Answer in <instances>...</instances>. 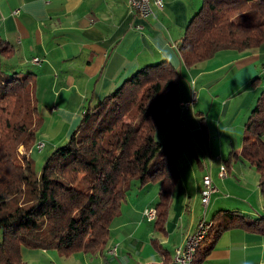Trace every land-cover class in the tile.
Returning <instances> with one entry per match:
<instances>
[{"label":"crops","instance_id":"obj_1","mask_svg":"<svg viewBox=\"0 0 264 264\" xmlns=\"http://www.w3.org/2000/svg\"><path fill=\"white\" fill-rule=\"evenodd\" d=\"M201 1L163 0V10L143 20L129 10L127 0H0V39L13 49L9 58H0V66L31 70L35 74L30 89L34 122L39 132L42 119L46 122L42 134L36 137L27 153L28 158L32 160L33 153L47 149L41 157L45 161L68 141L89 103L93 106L103 100L137 70L160 61L168 62L177 71L182 69L176 46ZM137 26L141 30H136ZM263 63L264 45L244 53L221 51L214 58L187 69L186 86L179 87L178 95L170 102L162 121L166 125L158 129L155 139L161 141L178 122L183 127L192 123L191 131L198 135L196 116L202 117L205 111L212 113L211 119L218 123L217 129L222 134L220 138L207 136L206 121L203 132L206 131L208 140L203 139V142L207 150L200 151L195 146L192 151L197 166L188 160L187 168L182 171L175 163L179 181L172 193L164 232L153 238L161 251L149 244L155 229L146 225L153 222L146 221L143 211L154 207L156 194L144 195L145 185L138 191L141 195L126 198L122 203L119 216L109 227L102 254L74 253L62 257L49 255L48 251L25 250V263L40 264L48 260L54 264L53 261L59 260L61 264H175L176 248L194 232L201 216L196 207L201 201L199 191L203 189L202 177L206 173L210 174L215 189L206 210L208 221L218 210L235 211L250 218L263 215L258 176L252 166L239 158L244 123L262 88L261 83L263 85L259 80L264 74ZM191 81L195 89L199 83L195 90L197 100L199 91L203 90L205 99L201 95L202 105L196 101L192 109L183 111L180 103L190 99ZM52 107L54 112H50ZM227 132H231L228 137ZM40 142L44 147L38 150ZM212 143L220 154L209 151ZM182 145H186L185 139ZM231 153L236 156L225 167L227 176L221 178L223 161ZM182 156L187 158L184 153ZM229 176H233L241 192L235 198L231 196V200L217 196L220 194L218 186L225 187ZM208 243L209 240L204 241L200 248ZM113 249H116L115 255ZM200 264H264V237L238 229L225 231Z\"/></svg>","mask_w":264,"mask_h":264},{"label":"trees","instance_id":"obj_2","mask_svg":"<svg viewBox=\"0 0 264 264\" xmlns=\"http://www.w3.org/2000/svg\"><path fill=\"white\" fill-rule=\"evenodd\" d=\"M262 45L264 0H202L176 50L190 69L221 51L244 53ZM12 53L0 39V58ZM34 76L31 70L0 66V264H26L25 250H55L64 257L102 254L132 180L139 187L159 182L153 227L163 233L179 181L173 157L184 142L183 125L176 123L163 144L155 133L178 92L177 70L166 61L147 65L100 102L89 103L68 141L48 156L39 172L27 156L37 131L30 89ZM244 132L239 158L258 176L264 211V85ZM235 156L223 161L226 168ZM209 222L204 240L209 243L197 249L194 264L203 262L225 231L264 237V214L250 218L218 210ZM151 243L161 251L155 239Z\"/></svg>","mask_w":264,"mask_h":264},{"label":"rangeland","instance_id":"obj_3","mask_svg":"<svg viewBox=\"0 0 264 264\" xmlns=\"http://www.w3.org/2000/svg\"><path fill=\"white\" fill-rule=\"evenodd\" d=\"M258 67H259V71H261L262 65L260 64ZM177 72L179 73V87L181 88L183 86H186L187 79L189 78V72H188L187 68H185L183 66L182 69L178 70ZM259 80L262 81L263 82V85H264V74L261 76V78ZM198 85H199V83L196 84V89H198ZM263 85L261 83V86L262 87H263ZM179 87H178V93H179V90H180ZM193 89L196 90L195 87ZM204 89H206V88H204ZM206 92H207V90H206ZM178 93H177V95H178ZM204 94H205V91L204 90L202 91V93H200V91H199V96H198L197 102L200 101L201 102V105L203 104V101L199 100V98L201 97V95H203V99H205V95ZM197 110H199V109H197ZM183 111H185V110H183ZM209 114L210 113H207L206 114V111H205L204 112V115L202 116L203 118L201 116H196V123L197 124L199 123V125H197V128L198 129L196 131L198 133V135H196L194 132H192L193 129H194L192 123H189L187 127H183V135H184L183 140L184 139L186 140V145L185 146L184 145H181V147L174 154V157L175 158L173 157L175 163L179 166V168L182 169V171H184V169L187 168L186 163H187L188 160L191 161V163L193 164V166H197V162H196L197 161V158L192 154V151L195 150V146H197L198 150H200V151H204L203 149L207 150V148L204 145L205 143L203 142V139L206 140V138H207V140H208V137H206V131L203 132L200 129L201 126H203V127L206 126L205 125L206 121H207V127H208L207 136L209 135L210 138L212 136L215 137V138H220V134H222L221 131L219 129H217L218 123H216V121H213V119H211L212 113L210 115ZM188 121L190 122V120H188ZM38 123L40 124V121ZM45 124H46L45 119H42L41 125L38 126L40 128V132L38 130L36 131V137H39L42 134V131H43V128L45 127ZM164 125H166V123L164 124V122H161V124H160V126H159L158 129L162 130V128H164ZM171 129H170V131H171ZM190 131H191V133H190ZM53 133H54V131L51 132V133H49V134H53ZM168 133L166 134V137H162V139H160L161 137H159V135H156V138H159L161 140V141H158V142H160V143L163 144L165 142L166 138H167ZM230 134H231V132H227L226 133V136L228 137V136H230ZM241 137L242 136H241V132H240V137L239 138L241 139ZM40 143H38V144L40 145ZM197 143H200V144H197ZM46 151H47V149L45 151H43V152H35V153H37L36 155H35V153H33V156H32L31 159L34 162L33 164H34V168H35V171L36 172L41 171V168H42V166H43V164L45 162L44 159H42L41 157H44V154H45ZM209 151L211 153H219L220 154V150H215V148L213 147V143H212V146L209 148ZM182 153H184L187 156V158H183ZM226 156H227V154H226ZM36 158H38V160ZM223 158H225V155L223 156ZM222 167L225 168V165L222 166ZM221 186L222 185H219L218 186L219 187L220 194L217 195V196H221V197L227 198L228 200L229 199L231 200L232 197L235 198V196L241 195V192H240L239 188L236 186V184H235V182L233 180V176H229V180L226 183L225 187H221ZM140 189H141V187L138 186V183H137L136 180L130 181V183H129L128 187H127V190H126V196H125V198L137 197V196L141 195V194L138 193V191L141 192ZM144 189H146V190H142V191H145L143 193L144 195L152 196L153 194H156V199L154 201L156 203L157 202L158 189H159V182H150V183L147 184L146 188H144ZM144 197H143V199H144ZM147 200L149 201L150 199H147ZM200 200H201V193H200ZM155 203H154V205H155ZM200 203H201V201H199V204L197 205L196 209H197V212L199 211V213L200 212L202 213V210L203 209H202ZM122 208H123V206H122ZM206 216H207V213H206ZM208 216L211 217L209 215V213H208ZM152 222H154V221H152ZM112 223L113 222H111L110 226L112 225ZM153 224L154 223H152V224H147L146 223L147 226L152 227L153 230H154ZM157 233H158L157 231L156 232L154 231V236L152 237V239L156 237L155 234H157ZM149 244H151V241L149 242ZM33 251L40 252L39 250H33ZM48 254L49 255H57V254L61 255L59 252H57L55 250H49L48 251ZM62 257H64V256H62ZM41 262L42 263H40V264H51V263L48 262V260H47V262H44V261H41ZM53 263L54 264H61L59 260H55V261H53Z\"/></svg>","mask_w":264,"mask_h":264},{"label":"built area","instance_id":"obj_4","mask_svg":"<svg viewBox=\"0 0 264 264\" xmlns=\"http://www.w3.org/2000/svg\"><path fill=\"white\" fill-rule=\"evenodd\" d=\"M127 6L132 13L137 14L141 19L146 20V19L153 17L156 11H162L163 7H164V3H163V0H127ZM135 29L141 30V27L137 26V27H135ZM37 61H38V59H34V62H37ZM190 84L192 86V92H191L190 99L180 103V107L183 110H190L191 108L194 107V105L196 104V101H197V92L193 89L194 88V82L191 81ZM54 110H55V108L52 107L50 109V112H54ZM43 147H44V144L41 143L40 150ZM219 176L221 178H225L222 176L221 172H219ZM202 178L204 180V189H203V191H199V192H202V200H201L200 205H201L203 210H202L201 216H200L198 222L196 223V227H195L194 232L185 238L183 245L176 248L177 249L178 262H180L182 264H185L186 251H187L188 247L190 246L192 240L195 239L196 236L198 235V230L201 227V222L204 218V213L207 209L209 199H210L211 195L215 193V189L212 186L210 174L206 173ZM143 217L146 219L147 222L154 221V219L156 217L155 207L146 208L143 211ZM115 251H116V249H114L112 251V254L115 255Z\"/></svg>","mask_w":264,"mask_h":264},{"label":"bare ground","instance_id":"obj_5","mask_svg":"<svg viewBox=\"0 0 264 264\" xmlns=\"http://www.w3.org/2000/svg\"><path fill=\"white\" fill-rule=\"evenodd\" d=\"M40 145H41V143H40ZM40 145H38L39 150H40ZM221 174H222V176L226 175V169L224 167H221ZM203 189H204V186H203ZM203 189H202V191H203ZM201 200H202V192H201ZM208 203H210V202H208ZM205 216H206V211L204 213V218L201 222V227L198 230V235L196 236L195 239L192 240L190 246L188 247V249L186 251L185 264H194L193 263L194 262L193 259L195 256L194 254L197 251V249L202 245L206 236L209 234L210 228L212 227L211 226L212 224L206 219ZM175 264H182V263L178 262L177 250L175 252Z\"/></svg>","mask_w":264,"mask_h":264}]
</instances>
